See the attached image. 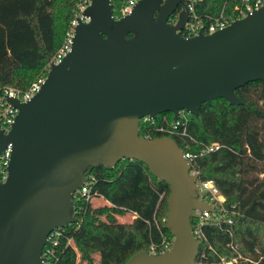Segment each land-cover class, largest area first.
<instances>
[{"label": "water", "instance_id": "1", "mask_svg": "<svg viewBox=\"0 0 264 264\" xmlns=\"http://www.w3.org/2000/svg\"><path fill=\"white\" fill-rule=\"evenodd\" d=\"M182 0H137L129 13L111 17L109 0H88L70 50L31 98H6L17 110L0 152L10 154L0 182V264H41L46 236L74 221L73 193L87 168L111 169L121 159L145 165L168 187L164 228L171 246L140 251L125 264H194L198 241L190 218L211 212L197 198V175L169 136L145 139L138 120L179 110L195 115L201 103L223 98L241 103L234 90L264 82V1L242 18L209 34L184 38Z\"/></svg>", "mask_w": 264, "mask_h": 264}, {"label": "trees", "instance_id": "2", "mask_svg": "<svg viewBox=\"0 0 264 264\" xmlns=\"http://www.w3.org/2000/svg\"><path fill=\"white\" fill-rule=\"evenodd\" d=\"M81 0H0V90L13 87L24 90L46 72L48 60L62 42L64 31ZM255 0H195L192 11L204 27L220 14L230 17L234 9ZM114 2V3H113ZM115 12L117 1L111 0ZM185 8L182 0L177 10ZM238 105L223 98L201 103L195 115L187 113L173 134L158 128L171 121L169 112L151 120H138V134L152 139L171 137L182 152L193 154L189 170L198 181L211 180L223 196V213L230 219L218 224L204 222L199 227L198 248L194 264H209L220 257L240 255L234 264H264V82L250 81L236 88ZM184 129V134L179 132ZM217 143L216 150L199 154L202 146ZM87 181L93 187L106 184L108 191L123 192L134 204L136 214L129 222H118L116 216L126 208L101 206L104 219L96 226L86 221L89 203L85 195H72L74 221L61 227L56 245L46 264H75L76 255L83 258L84 249L76 237L90 230L96 240L98 264H125L140 251L155 252L172 236L164 228L168 187L157 182L144 164L134 159H121L111 169L87 168ZM196 219L190 218L194 227ZM232 245L234 249L230 246Z\"/></svg>", "mask_w": 264, "mask_h": 264}, {"label": "built area", "instance_id": "3", "mask_svg": "<svg viewBox=\"0 0 264 264\" xmlns=\"http://www.w3.org/2000/svg\"><path fill=\"white\" fill-rule=\"evenodd\" d=\"M117 1V7L114 12L111 4V0H109V3L111 5V17L113 19H118L121 16H124L125 14L129 13L132 6L137 0H113ZM185 1V8L182 9L186 13V21L183 23L182 28L180 29V34L184 38H188L191 36L196 35L199 31H201L203 34H209L212 33L218 29H221L228 25L231 21L235 19L242 18L246 15V13L250 12L253 9L258 8L264 0H255L252 4H244L240 8H234L236 12L232 14L230 17H225L224 15H219L218 17L213 18L211 23L207 25V27H204L203 24L200 22L198 17L193 13L192 11V3L195 0H184ZM114 3V2H113ZM88 4V0H81L75 7L73 11V15L70 18L67 27L64 31L62 42L60 43L59 47L53 54V56L48 60L46 65V72L49 68L50 64H56L58 63L61 58L70 50L71 46V40L74 33L75 25L77 24V20H80L82 22H87L88 18L83 16L81 12L85 8V6ZM179 10H176L172 15L169 16L168 22L171 24H174L177 19V12ZM46 74L36 78L33 82H31L28 87L24 90H20L13 87H4L0 90V130L3 131V133L7 132L9 129L10 124L13 122V119L15 117V114L17 110L15 108H12L7 102L6 98H13L16 99L18 102H25L31 98V96L37 92L39 89L40 84L42 83L44 77ZM187 112L184 110H179L177 112V116L174 120L171 119L168 126L162 128H158L160 132L163 133H169L173 134L176 131V127L185 120V115ZM143 120H151L148 117H143ZM180 135L184 134V129H182L179 132ZM145 139H148L146 137H143ZM218 148L217 143H210L208 145H204L199 150V154L207 153L213 150H216ZM10 154V145L7 144L4 150L0 152V182L5 179L6 172L5 168L8 162ZM183 158L187 161L189 166V161H191L193 154L190 152H182ZM189 173L192 174L193 172L189 170ZM86 181L83 183V185L76 190V192L79 195H85L89 188V181ZM195 185L198 187L197 191V198L201 199L207 203L210 204L212 211H195V213L198 215L196 218V224L194 227H191L192 234L194 238L197 240L199 238V227L204 222H212L214 224H218L220 220L225 221L226 223H230L231 220L222 218V214L216 215L214 212V209L219 212L223 213L224 209L222 208V202L224 200L223 196L218 192L217 188L214 186L211 180H203L198 181L196 179ZM61 228H53L46 236L47 243L43 246L41 251V257L43 258V262L41 264H46L47 258L52 253L53 247L56 245V237L60 233ZM171 242L163 241L158 249V252H155L153 247H150L148 252L151 253H160L163 251H166L170 248ZM229 246L234 249L232 245L229 244ZM241 258L240 255H236L232 258L226 259L224 257H220L216 262L209 263V264H234L237 259ZM199 264V263H197Z\"/></svg>", "mask_w": 264, "mask_h": 264}, {"label": "rangeland", "instance_id": "4", "mask_svg": "<svg viewBox=\"0 0 264 264\" xmlns=\"http://www.w3.org/2000/svg\"><path fill=\"white\" fill-rule=\"evenodd\" d=\"M40 76H42V74L38 77ZM168 124L169 122L167 126ZM114 187L117 191L110 192L106 184L100 183L96 184L94 187L93 183L89 185L85 193V199L89 203V209L85 210L86 221L89 225L96 226L99 221L104 219V214L99 209L101 206H118L126 208L127 211L124 215L115 217L118 222H129L135 216L136 210L133 200L123 192L119 183L116 182ZM76 237L78 241L82 243L84 249L89 250V252L88 255L83 258H79L77 254L75 264H98V256L95 252L96 240L92 232L90 230H85L82 233L77 231Z\"/></svg>", "mask_w": 264, "mask_h": 264}]
</instances>
